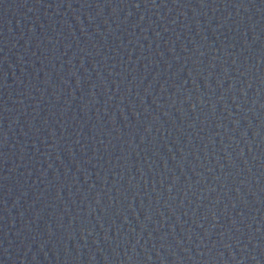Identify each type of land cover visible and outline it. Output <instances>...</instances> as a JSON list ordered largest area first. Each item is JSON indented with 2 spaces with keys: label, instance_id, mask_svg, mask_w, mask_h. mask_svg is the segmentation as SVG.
<instances>
[{
  "label": "water",
  "instance_id": "obj_1",
  "mask_svg": "<svg viewBox=\"0 0 264 264\" xmlns=\"http://www.w3.org/2000/svg\"><path fill=\"white\" fill-rule=\"evenodd\" d=\"M0 264H264V0H0Z\"/></svg>",
  "mask_w": 264,
  "mask_h": 264
}]
</instances>
